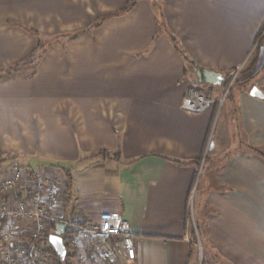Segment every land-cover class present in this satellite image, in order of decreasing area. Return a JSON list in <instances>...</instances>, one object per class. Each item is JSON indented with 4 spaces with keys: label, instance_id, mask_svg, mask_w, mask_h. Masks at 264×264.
<instances>
[{
    "label": "crops",
    "instance_id": "0c3cea01",
    "mask_svg": "<svg viewBox=\"0 0 264 264\" xmlns=\"http://www.w3.org/2000/svg\"><path fill=\"white\" fill-rule=\"evenodd\" d=\"M263 28L264 0H0V160L71 168L69 212L119 213L135 264H198L193 236L207 264H264ZM256 52L227 104L181 110L189 62L218 101Z\"/></svg>",
    "mask_w": 264,
    "mask_h": 264
},
{
    "label": "built area",
    "instance_id": "2783aa9c",
    "mask_svg": "<svg viewBox=\"0 0 264 264\" xmlns=\"http://www.w3.org/2000/svg\"><path fill=\"white\" fill-rule=\"evenodd\" d=\"M242 68L230 72L218 101L192 83L181 110L188 115L219 110ZM65 185L54 167L34 170L14 160L0 173V264H135L137 249L129 223L119 213H70ZM59 224L67 226L63 262L50 242Z\"/></svg>",
    "mask_w": 264,
    "mask_h": 264
},
{
    "label": "trees",
    "instance_id": "16d2710c",
    "mask_svg": "<svg viewBox=\"0 0 264 264\" xmlns=\"http://www.w3.org/2000/svg\"><path fill=\"white\" fill-rule=\"evenodd\" d=\"M136 6V1H133V2H131L130 4H128L122 11H120V12H118V13H116V14H114V15H112V16H105L104 18H102L95 26H94V30H97V29H99L100 27H101V25L103 24V22L104 21H106L107 19H109L110 17H115V18H118V17H120V16H122V15H125L126 13H129L130 11H132L133 9H134V7ZM163 30H165L161 25L159 26V31H163ZM264 33V28L262 29V31L259 33V36H261L262 34ZM167 35H169V37H170V39L172 40V42L174 43V45H175V48H176V50L180 53V54H182L183 56H184V54H183V52L182 51H180L179 50V48L177 47V45H176V43H177V40L173 37V36H171V34L170 33H168L167 32ZM258 36V37H259ZM76 35L75 36H72V38L71 39H76ZM264 41V37H263V39H262V41H261V43ZM185 57V56H184ZM185 60H186V62H188V59L185 57ZM190 64H187L188 65V69H190L193 73H194V75L196 74V72L198 71V70H200L199 68H196L195 66H194V64H192L191 62H189ZM254 65H255V59L251 62V64H250V66H249V68H248V70H251L253 67H254ZM188 73V71L186 70V74ZM188 75V74H187ZM195 82H197V78H195ZM227 85L228 84H226V87H227ZM236 87H235V85L233 86V88L231 89V91L229 92V94H228V97H227V99L226 100H231V99H233V97H234V94H235V92H236ZM92 157H95V158H100L102 161H110V160H119L120 159V157H121V154H120V151H118V152H116V153H110V152H106V151H104V152H100V153H98V154H95V155H93ZM13 159H11V158H7V159H2V160H0V168H1V166L2 165H4L5 163H7V162H9V161H12ZM53 167H56V168H58L59 170H61V171H63V175H65L67 178H68V180L66 181V185H67V190H66V196H67V201H66V204L68 203V195L70 194V191H71V189L73 188V177H72V174H71V171H72V169L71 168H68V167H65V166H62V165H53ZM195 234V233H194ZM193 234V235H194ZM195 237L193 236V238H192V240H191V250H190V257L195 253Z\"/></svg>",
    "mask_w": 264,
    "mask_h": 264
},
{
    "label": "water",
    "instance_id": "95a60500",
    "mask_svg": "<svg viewBox=\"0 0 264 264\" xmlns=\"http://www.w3.org/2000/svg\"><path fill=\"white\" fill-rule=\"evenodd\" d=\"M196 77H197V83L201 86L220 87L223 85L224 82V77L222 74L212 71L198 70L196 72ZM250 95L253 98L264 100V93L257 87H254L251 90ZM66 231H67V226L64 224H59L56 227L55 234L50 238V242L54 250L56 251L57 255L59 256L61 262L65 260L67 255L66 247L62 239V236L66 233Z\"/></svg>",
    "mask_w": 264,
    "mask_h": 264
},
{
    "label": "rangeland",
    "instance_id": "374dc122",
    "mask_svg": "<svg viewBox=\"0 0 264 264\" xmlns=\"http://www.w3.org/2000/svg\"><path fill=\"white\" fill-rule=\"evenodd\" d=\"M71 38H72V36L67 37L65 40H69ZM53 41H55V40H53ZM41 43L42 44H41V48H40V57L42 58L45 55V53L47 51L46 48H48L49 45L48 44H45L44 45V43L42 41H41ZM52 43H54V42H52ZM255 56H257V52L251 57V59L248 62V64L246 66H243V68L241 69V72H240L239 76L237 77V79L235 81V84H234L235 87H236V89H238L239 87H242L244 85V83L241 81L242 80V72L244 70L246 71L249 68V66H250L251 62L254 60ZM24 72H26V73L28 72L29 73V69L28 68L27 69H24ZM227 97H226V99H227ZM228 101H229V99L228 100H225L224 104H227ZM216 116H217V118H216V121L213 123L211 136L214 135L215 127H216V124H217L218 118H219V112L216 113ZM19 162L21 163L22 166H25V167H27L29 169H34V170H38L39 169V165H41L42 167L44 166L43 168L49 167V165L48 164H45V163H39V164H37V163L34 162V160H32V161L31 160H29V161H23V160H21ZM82 162L80 163L81 165L85 164L86 161L84 163H82ZM76 167L77 168L75 170L79 169V167H80L79 164ZM5 168L6 167H4L3 169H5ZM77 173H79L78 178H77V182H78L77 184L79 186L80 185V181H82V180L85 181V177H81L84 173H82L80 170H77L76 171V174ZM56 174L59 177H63L65 179V181L68 180V178L65 175H63V171L56 169ZM66 190H67V185H65V191ZM194 246H195V250H196L195 252H196V254H198V256L200 258V261L198 260V264H207V262L204 261L205 260L206 253H204L205 250H204L203 246L201 245L200 240L195 239V245Z\"/></svg>",
    "mask_w": 264,
    "mask_h": 264
}]
</instances>
